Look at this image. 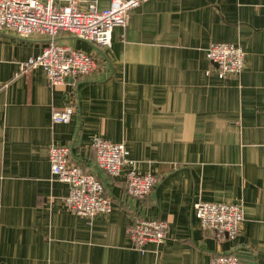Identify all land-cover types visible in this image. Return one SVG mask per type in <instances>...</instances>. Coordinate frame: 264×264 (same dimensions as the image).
I'll return each instance as SVG.
<instances>
[{
  "label": "crops",
  "instance_id": "0c3cea01",
  "mask_svg": "<svg viewBox=\"0 0 264 264\" xmlns=\"http://www.w3.org/2000/svg\"><path fill=\"white\" fill-rule=\"evenodd\" d=\"M45 41L0 32V264H208L228 254L264 264V0H147L113 29L106 51L60 33L56 41L95 68L56 86L41 67L19 71ZM210 43L244 50L238 78H218ZM69 106L70 121L52 123ZM94 137L125 145L133 169L155 178L149 195L125 194L131 167L117 177L97 169ZM51 144L68 146L69 164L104 184L109 213L67 211ZM197 202L240 205L237 237L218 242L203 231ZM136 216L166 221L164 243L133 248L126 229Z\"/></svg>",
  "mask_w": 264,
  "mask_h": 264
},
{
  "label": "built area",
  "instance_id": "2783aa9c",
  "mask_svg": "<svg viewBox=\"0 0 264 264\" xmlns=\"http://www.w3.org/2000/svg\"><path fill=\"white\" fill-rule=\"evenodd\" d=\"M145 1L109 0L106 9L98 10L93 2L81 9L77 0H68L65 5H59L57 0H0V32H11L21 40L34 35L44 36L46 41L41 53L21 63L19 71L41 67L49 84L56 86L64 83L67 78L86 76L95 68L91 56L58 43V34L67 33L99 50H109L113 29L125 27L129 12ZM204 52L207 60L216 68L219 79L239 77L245 59V52L239 45L210 43ZM73 112L71 106L53 112L51 121L66 124ZM91 148L94 151L95 166L110 177L119 176L123 166L131 167L125 183V194L129 198L142 200L150 194L155 178L149 173L140 174L133 169L135 163L128 158L129 153L123 143L94 137ZM69 158L68 146H49L51 175L69 188L64 199L67 211L87 218L109 213L111 199L106 194L104 184L93 174L70 165ZM193 210L202 230L211 233L218 242L233 240L241 230L244 217L240 205L197 202ZM126 234L133 248L143 253L147 243H164L168 235V223L156 218L136 216L127 226ZM208 264H240V261L234 254L216 255Z\"/></svg>",
  "mask_w": 264,
  "mask_h": 264
}]
</instances>
